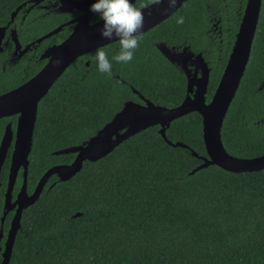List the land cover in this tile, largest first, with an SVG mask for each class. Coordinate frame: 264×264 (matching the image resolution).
<instances>
[{"label": "trees", "instance_id": "obj_1", "mask_svg": "<svg viewBox=\"0 0 264 264\" xmlns=\"http://www.w3.org/2000/svg\"><path fill=\"white\" fill-rule=\"evenodd\" d=\"M28 1L0 0V26ZM244 4L245 0L186 1L143 33L131 63L112 60L118 42L104 46L112 62L111 76L98 71L97 49L74 60L37 105L26 193L49 168L68 165L74 159L73 154L55 155V151L80 145L95 135L126 101L142 104L139 95L165 108L181 104L185 77L160 55L153 42L186 46L202 54L210 67L209 101ZM178 16L184 17V24L176 23ZM30 17L21 26L30 38L58 23L53 17ZM216 22L219 37L217 30H211ZM0 76L22 75L15 70L0 72ZM19 82L15 79L10 85L3 81L0 93ZM158 130V126L146 128L106 156L84 161L65 181L50 176L36 201L21 213L8 264H264V170L230 173L210 165L190 174L201 164L191 152L206 157L201 117L196 112L172 121L164 133L171 143L187 148L168 145ZM220 138L232 157L264 155V0L248 62L223 119ZM5 163L2 184L7 176L8 161ZM10 220L7 214L3 237Z\"/></svg>", "mask_w": 264, "mask_h": 264}, {"label": "water", "instance_id": "obj_2", "mask_svg": "<svg viewBox=\"0 0 264 264\" xmlns=\"http://www.w3.org/2000/svg\"><path fill=\"white\" fill-rule=\"evenodd\" d=\"M40 1L42 0H29L28 2L37 4ZM57 1L59 2V12H69L73 9H78L85 11V13L74 21V27L65 40L51 46L41 55V59H46L47 62L30 80L0 96V117L18 114L16 138L10 161L3 211L0 217V240L3 237L2 224L5 217L11 210H14V213L5 233L2 247L0 246V264H8L15 234L19 229L22 211L36 201L50 176L54 175L59 181H65L80 170L84 161L94 162L106 156L121 142L146 128L158 126V134L168 145L187 148L179 142L171 143L165 138L164 133L172 121L196 112L201 117V133L206 157H201L191 152V155L199 159L201 164L192 170L190 174L210 165L217 166L230 173L264 170V155L250 159L232 157L225 152L220 138L223 119L248 62L261 7V0H245L242 16L226 64L209 101H206V92L210 70L204 62L201 53L195 54L188 48L175 52L160 43L157 45L160 54L169 63L178 67L185 76L186 90L181 104L174 108H165L157 106L139 95L138 98L142 104L126 101L121 110L99 129L95 135L80 145L55 151V155L73 154L74 159L68 165H58L49 168L41 176L31 195H27L25 190L27 157L30 151L38 102L47 94L53 83L74 60L92 50L116 42L115 38L110 41L101 37L99 29L103 27V20L92 25L88 23L92 14V11H90L91 4L98 2V0H83L80 2L75 0ZM186 1L188 0H178L175 8H169L167 3L159 5L151 3L144 7L142 9L144 12L142 33L166 20ZM24 5L17 7L10 14L9 24L16 12ZM4 29V27H0V41ZM60 29L61 27H57L35 43L58 33ZM26 48H29V46ZM56 60H59L60 63L56 64ZM197 71L200 72L199 75ZM132 92L136 94L134 90ZM5 139L6 142H2L0 149H3L7 144L8 135ZM1 163L2 160H0V165ZM19 169H22V186L15 200L11 202L12 186ZM75 216H78V214H75Z\"/></svg>", "mask_w": 264, "mask_h": 264}, {"label": "flooded vegetation", "instance_id": "obj_3", "mask_svg": "<svg viewBox=\"0 0 264 264\" xmlns=\"http://www.w3.org/2000/svg\"><path fill=\"white\" fill-rule=\"evenodd\" d=\"M75 1L80 2L83 0H75ZM131 2L134 3L137 7H139L140 5H144L145 7H147L148 5H150L152 3V0H131ZM58 4H59V2L57 0H42L37 4H32V3L27 2L24 6L21 7V9H19L16 12V14L13 17L10 24L8 23L9 22L8 21L5 25L0 26V27L5 28L3 35L1 37V41H0V72L1 73H4L6 71L7 72L8 71L13 72L16 70V71H20L21 75H22V76H0V85L2 86V89H4L3 87L5 86V85L3 86V83H2L3 81H7L10 85H12V82L15 79L21 80V82H19L17 84L14 83L15 85L12 86L7 91L0 93V96L18 88L19 86L23 85L28 80H30L47 62L46 59H41V55L51 46L57 45V44L61 43L63 40H65L68 37V35L71 33V31L74 27V24H75L74 21L76 19H78L79 17H81L85 13V11L78 10V9H73L72 11H69V12H59L58 11ZM32 13L34 16L30 17V14H32ZM29 17L31 18V20L53 17V19L55 18L54 20L58 21V23L54 27H52L51 29L44 32L43 34L36 36V37L32 36L30 38L28 34L23 32L24 28L23 29L21 28L23 22ZM101 20L102 19L100 18V15L98 13L92 12L88 23L90 25H92V24L97 23ZM57 27H61V29L58 33L53 34L51 36H48V37L42 39L41 41H39L38 43H35L38 39L44 37L46 34L50 33L51 31H53ZM217 29H218L217 22L213 23L211 25V30L213 32H216ZM146 32H144V33H146ZM220 33H221V31L217 30L218 37L220 36ZM22 38H26V39L24 41H22L21 40ZM115 43H117V41L114 43H110V44H115ZM160 43H163V42H157V43L153 42L152 43L153 47L157 51H158L157 45H159ZM17 44H18V48H17ZM110 44H108V45H110ZM163 44L166 47H168L170 50H173L175 52H180L183 48H188L186 46H182V47H180V46H168L165 43H163ZM27 46H29V48H26ZM105 46H107V45H105ZM92 51H94V50H92ZM92 51H90L86 54H89ZM86 54H84L80 57H83ZM195 54H197V53H195ZM202 58L210 70L208 62L204 59L203 56H202ZM86 63H88V61L84 62L85 65H86ZM176 68L178 70H180L178 67H176ZM32 72L34 74H32V76H28L29 73L31 74ZM199 73L200 72L197 71L198 75H199ZM7 79H11V80H7ZM17 121H18V114H12V115L0 117V146L2 145V142H6L5 138L7 135L9 138L7 141V144L4 146V148L0 149V160H2V163L0 165V175L1 174L3 175V173L1 171L3 170L4 166L6 165L5 162L8 161L7 176H6V180H5L4 184H2L1 179H0V200H1L0 213H2V211H3V203H4V199H5V192L7 189L10 161H11L12 151H13L14 142H15V138H16ZM22 181H23L22 169H19L17 176L15 178V181L13 183V186H12L11 202H13L15 200V198H16V196H17V194H18V192L22 186ZM33 189H34V187H33ZM33 189L29 193L27 192L26 194L31 195V193L33 192ZM25 190L27 191L26 181H25ZM13 213H14V210H11L8 213L9 215H11V218L13 216ZM0 261H1V258H0Z\"/></svg>", "mask_w": 264, "mask_h": 264}, {"label": "clouds", "instance_id": "obj_4", "mask_svg": "<svg viewBox=\"0 0 264 264\" xmlns=\"http://www.w3.org/2000/svg\"><path fill=\"white\" fill-rule=\"evenodd\" d=\"M178 0H152L154 5L167 3L169 8H175ZM144 5L137 7L131 0H98L92 3L90 11L98 13L104 21L99 29L102 38L118 42V52L112 57L117 63L128 64L134 59L136 50L143 40ZM183 16L176 18L178 25L184 24ZM95 61L101 74L111 76L112 62L103 47L97 48ZM56 64L60 61L56 60Z\"/></svg>", "mask_w": 264, "mask_h": 264}]
</instances>
